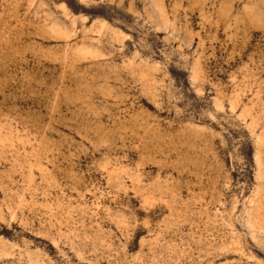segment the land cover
<instances>
[{"label": "rangeland", "instance_id": "rangeland-1", "mask_svg": "<svg viewBox=\"0 0 264 264\" xmlns=\"http://www.w3.org/2000/svg\"><path fill=\"white\" fill-rule=\"evenodd\" d=\"M0 264H264V0H0Z\"/></svg>", "mask_w": 264, "mask_h": 264}]
</instances>
